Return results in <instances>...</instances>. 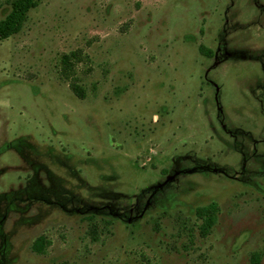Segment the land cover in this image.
Wrapping results in <instances>:
<instances>
[{"label":"rangeland","instance_id":"rangeland-1","mask_svg":"<svg viewBox=\"0 0 264 264\" xmlns=\"http://www.w3.org/2000/svg\"><path fill=\"white\" fill-rule=\"evenodd\" d=\"M74 52L84 100L62 74ZM255 259L264 0H43L0 42V264Z\"/></svg>","mask_w":264,"mask_h":264},{"label":"trees","instance_id":"trees-1","mask_svg":"<svg viewBox=\"0 0 264 264\" xmlns=\"http://www.w3.org/2000/svg\"><path fill=\"white\" fill-rule=\"evenodd\" d=\"M42 1L43 0H15L12 3L11 13L3 21H0V42L19 34L28 20L29 13L37 9ZM200 52L202 55L208 57L212 54V52L204 46L200 47ZM83 61V57L77 52L63 55L61 59L62 74L65 79L70 80L71 91L81 100L86 98V91L76 82L75 68ZM218 211V206L215 203L197 208L196 216L198 220L202 221L201 234L203 237L209 236L212 229L216 226ZM49 244L50 242L46 237H39L34 242L32 250L38 255H46ZM255 261L257 264L260 263L259 259H255Z\"/></svg>","mask_w":264,"mask_h":264}]
</instances>
